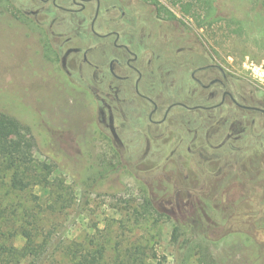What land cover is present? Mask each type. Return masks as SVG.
Returning a JSON list of instances; mask_svg holds the SVG:
<instances>
[{
  "label": "rangeland",
  "instance_id": "1",
  "mask_svg": "<svg viewBox=\"0 0 264 264\" xmlns=\"http://www.w3.org/2000/svg\"><path fill=\"white\" fill-rule=\"evenodd\" d=\"M105 1L115 6L118 22L111 28L121 42L127 36L137 54L142 27L156 37L155 47L148 42L156 57L172 59L160 65L165 87L149 94L161 113L173 103L192 104L186 100L190 61L220 63L235 90L246 95L241 103L264 107V0ZM204 1L211 7L208 23L199 20ZM189 2L194 13L183 11ZM28 6L26 0H0V112L33 137L35 159L51 166L57 183L46 191L13 193L10 173L0 166L2 204L72 203L57 217L56 234H118L125 247L138 239L165 257L163 264L173 262L170 235L176 224L205 235L219 264H264V117L241 112L254 120H234L239 134L231 139L226 134L236 114L228 108L225 124L218 126H211L215 116L179 107L172 108L167 124L148 123L152 105L132 90L125 94V82L108 72L112 60L125 65V51L80 47L66 55L72 43L38 30L25 15ZM118 8L129 14L128 27L125 18L118 20ZM81 23L68 18L64 37L84 40ZM117 74L124 77L125 69ZM145 201L160 215L142 214ZM184 238L193 240L191 246L198 242L189 231ZM23 243L17 236L15 246ZM194 259L188 264H196Z\"/></svg>",
  "mask_w": 264,
  "mask_h": 264
},
{
  "label": "trees",
  "instance_id": "2",
  "mask_svg": "<svg viewBox=\"0 0 264 264\" xmlns=\"http://www.w3.org/2000/svg\"><path fill=\"white\" fill-rule=\"evenodd\" d=\"M201 8L205 12L199 20L208 23V18L212 17L211 7L204 1ZM183 9L187 13L195 11L191 2ZM35 146L33 137L24 133L18 120L0 112V166L10 173L9 189L13 193H24L35 187L46 191L57 183L51 166L35 159ZM60 198L57 195V201ZM71 207L72 203L55 202L3 205L0 200V264H163L162 260L165 261V257L158 256L153 248L138 239L128 242L125 247V237L118 234L113 237L110 234L85 235L78 239L56 234L59 228L57 217ZM140 209L142 214L160 215L153 203L147 201ZM80 210L81 206L76 205L78 215ZM195 229L186 224L175 225L170 235L175 251L170 255L171 264H188L192 257L196 264H219L207 248L210 240L195 233ZM187 231L190 236L198 238L192 246L193 240L184 238ZM17 236L24 240L21 247L14 244Z\"/></svg>",
  "mask_w": 264,
  "mask_h": 264
},
{
  "label": "flooded vegetation",
  "instance_id": "3",
  "mask_svg": "<svg viewBox=\"0 0 264 264\" xmlns=\"http://www.w3.org/2000/svg\"><path fill=\"white\" fill-rule=\"evenodd\" d=\"M28 3V11L25 13L38 30L49 35V31H53L55 38L59 39V43L70 44L72 50L70 53H79L80 47H109L112 46L120 51H125V65L120 60H112L108 66V72L115 80L125 82V94L132 90L133 95L138 99L150 103L152 109L148 112L147 122L153 125L161 126L170 122V113L173 107H179L187 112H199L202 116H215L216 119H211V126H218L225 124V109L235 112L233 120L230 117L229 130L226 134L227 139L236 138L238 132L233 130V123L244 120L245 122H252L254 116L264 117V107L245 105L241 103V95L246 96L242 92H237L234 88L235 82L226 74L224 67L220 63L210 60L207 64L198 65L193 61L189 62L190 68L188 73L189 87L186 89V100L192 103L184 104L177 102L167 105L164 111L159 110L158 105L150 98L149 94L152 89L162 88L166 85L167 74L162 71L160 66L164 62H168L170 58H157L156 52L148 47L149 41H154L156 46L155 36L148 34L145 28H140V44L141 50L136 54L130 49L129 38L125 36V43L121 42L119 33L113 31L111 26L114 22L115 10L114 5L107 6L105 0H26ZM105 1V2H104ZM120 18H125V26H129V14L118 8ZM157 12V11H156ZM158 14V13H157ZM79 17L80 21L85 24L84 40L76 39L75 36L68 35L64 37L62 30L66 26L68 18ZM81 23V24H82ZM57 45H62V44ZM89 51L83 53V61L87 62V54ZM157 58V59H156ZM125 69V76L121 77L117 73ZM131 73L134 77L131 76ZM134 80V81H133ZM131 85H133L131 88ZM161 90V89H159ZM163 90V89H162ZM196 90V91H195ZM159 93H163L160 91ZM197 93H200L197 95ZM195 95L199 99L195 98ZM250 101V100H249ZM241 112L251 113L248 115L241 114ZM153 117H160L153 119ZM248 119V120H247ZM235 120V121H234ZM209 120L204 123L208 124ZM238 125V124H237ZM190 148H188V151ZM189 153V152H188Z\"/></svg>",
  "mask_w": 264,
  "mask_h": 264
}]
</instances>
